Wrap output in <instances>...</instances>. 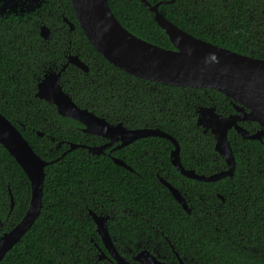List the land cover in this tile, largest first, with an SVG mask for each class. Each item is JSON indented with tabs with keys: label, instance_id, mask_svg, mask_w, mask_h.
Instances as JSON below:
<instances>
[{
	"label": "trees",
	"instance_id": "16d2710c",
	"mask_svg": "<svg viewBox=\"0 0 264 264\" xmlns=\"http://www.w3.org/2000/svg\"><path fill=\"white\" fill-rule=\"evenodd\" d=\"M146 1L151 5L162 2L159 13L191 35L264 60V0ZM107 2L126 30L172 49L154 14L140 0ZM57 5L56 14L52 10L26 23L13 22L9 30L0 32L1 40L10 38L0 47V113L41 159L53 161L44 170L39 217L0 264L65 261L75 239L51 232H89L88 224L74 214L79 213L78 201L88 197L91 190L126 210L118 214L130 227L150 230L144 219L148 218L191 264H264V136L261 141L244 140L229 130L233 175L215 182L179 174L169 158L172 143L159 137L138 139L111 153L107 148L102 155L77 148L61 157L71 143L99 146L104 142L94 135L83 137L78 129L82 125L61 117L53 105L35 97L38 81L48 70H59L70 55H77L88 67L84 72L69 64L59 81L78 107L110 124L158 129L170 135L179 145L182 166L198 175L210 176L227 169L225 160L214 150L213 135L197 125L198 109L214 107L222 116L235 114V110L230 99L215 90L157 84L114 67L85 38L70 0H57ZM63 18L74 25V30L69 31ZM42 25L50 29L48 41L39 35ZM240 125L250 133L259 129L254 122ZM112 158L125 162L131 171L115 165ZM158 177L180 192L189 214ZM29 200L27 176L0 146V236L21 220Z\"/></svg>",
	"mask_w": 264,
	"mask_h": 264
},
{
	"label": "water",
	"instance_id": "95a60500",
	"mask_svg": "<svg viewBox=\"0 0 264 264\" xmlns=\"http://www.w3.org/2000/svg\"><path fill=\"white\" fill-rule=\"evenodd\" d=\"M172 1L174 0L168 3ZM70 2L85 38L111 65L129 75L157 84L215 90L230 99L235 114L222 116L215 112L214 107L198 109L197 125L203 128L204 132L209 131L213 135L214 150L225 160L228 167L210 176L198 175L194 170L182 166L179 145L170 135L158 129H127L122 123L110 124L93 112L78 107L64 92L59 81L69 64L84 72L88 71V67L77 55H70L66 64L59 70H48L43 75L36 85L35 97L53 105L61 117L81 124L84 134L98 136L108 142L99 146L71 143L61 157L77 148L85 149L91 155H102L105 149L113 144L116 145L112 149L118 150L138 139L159 137L172 143L170 162L181 175L201 182H214L231 177L235 161L227 138L228 131L233 129L244 140L260 141L264 136V60L218 47L183 31L159 13L158 6L162 2L151 5L146 0H140L142 5L154 14V21L168 37L172 49L149 43L126 30L112 13L107 0ZM63 22L70 31L74 29V25L66 18H63ZM39 35L44 40H50V29L45 25L41 26ZM241 122H254L259 129L250 134L240 125ZM37 135L41 136L42 133L37 132ZM0 146L21 167L30 183V200L24 216L11 230L0 236L1 262L5 254L22 239L39 217L44 170L53 161L41 159L19 130L1 113ZM112 162L131 171V168L118 158H112ZM159 180L189 214L190 210L180 192L169 182L160 177ZM12 205L13 201L11 207ZM94 221L102 240H109L105 219L94 217ZM180 264L185 263L180 261Z\"/></svg>",
	"mask_w": 264,
	"mask_h": 264
},
{
	"label": "flooded vegetation",
	"instance_id": "af4514ba",
	"mask_svg": "<svg viewBox=\"0 0 264 264\" xmlns=\"http://www.w3.org/2000/svg\"><path fill=\"white\" fill-rule=\"evenodd\" d=\"M58 7L57 0H0V32L4 28L9 30L13 22L17 24L26 23L34 18H40L45 13L50 14L52 10L56 14ZM4 42L0 38V47L9 43L10 38ZM78 129L83 137L88 136L91 138L93 136L84 134L82 127ZM42 136L43 134L40 137ZM96 137L103 140V144L108 142L106 139ZM115 145L113 144L108 148L109 153L114 151L112 148ZM87 194L89 195L88 197L78 201L77 210L79 213H75L74 216L76 215L80 221L88 224L89 232H51L53 235L71 236L75 239L71 249L66 254V260L58 261L56 264H180V261L185 264H191L190 261L188 262L186 258L179 255L173 244L163 237L162 232H158L153 228L152 222L148 218L145 217L144 219L150 230H144L139 225L136 228H134V225L130 227L129 224L127 225L120 220L122 216L118 214L120 211L124 214L126 210H120L117 204H112L113 199L110 201L106 200L104 195L96 193L94 190ZM97 195H100V197ZM100 199L102 203L99 202ZM73 203L75 204V202ZM12 208L13 205L11 207L10 204V209ZM94 217L105 219L109 240H102L97 232ZM171 255H173V259ZM170 258L171 261H169ZM44 264L53 263L48 261Z\"/></svg>",
	"mask_w": 264,
	"mask_h": 264
},
{
	"label": "bare ground",
	"instance_id": "6f19581e",
	"mask_svg": "<svg viewBox=\"0 0 264 264\" xmlns=\"http://www.w3.org/2000/svg\"><path fill=\"white\" fill-rule=\"evenodd\" d=\"M81 125V124H80ZM70 145V144H69ZM75 150V149H74ZM226 163V162H225ZM227 166V165H226ZM227 169H228V167H227ZM189 170H191V169H189ZM221 172V171H220ZM180 174V173H179ZM233 175V174H232ZM183 176V175H182ZM185 177V176H184ZM232 177V176H231ZM187 178V177H186ZM225 178V177H224ZM230 178V177H229ZM160 181V180H159ZM218 181V180H217ZM215 182V181H214ZM162 184V183H161ZM163 185V184H162ZM164 186V185H163ZM165 187V186H164ZM166 188V187H165ZM167 189V188H166ZM168 190V189H167ZM170 193V192H169ZM220 198L222 199V197L220 196ZM11 199H12V197H11ZM11 201H13V200H11ZM177 202V201H176ZM178 203V202H177ZM179 204V203H178ZM183 209V208H182ZM186 212V211H185ZM187 213V212H186Z\"/></svg>",
	"mask_w": 264,
	"mask_h": 264
}]
</instances>
